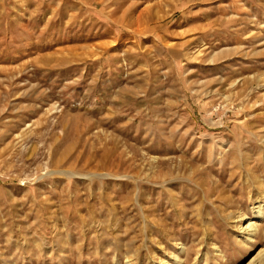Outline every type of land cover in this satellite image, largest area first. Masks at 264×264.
<instances>
[{"label": "rangeland", "instance_id": "rangeland-1", "mask_svg": "<svg viewBox=\"0 0 264 264\" xmlns=\"http://www.w3.org/2000/svg\"><path fill=\"white\" fill-rule=\"evenodd\" d=\"M260 206L264 0H0V264H263Z\"/></svg>", "mask_w": 264, "mask_h": 264}, {"label": "bare ground", "instance_id": "bare-ground-1", "mask_svg": "<svg viewBox=\"0 0 264 264\" xmlns=\"http://www.w3.org/2000/svg\"><path fill=\"white\" fill-rule=\"evenodd\" d=\"M263 217H264V209H262L261 206H260L259 209H258V211H257V213L253 216V219H249L248 220V223L246 224L245 227L242 228V230L243 231L248 230V233L247 234L249 236H252V235L254 236L256 234V232H257L256 222L259 221V220H261ZM243 231H242V233H245ZM251 263H254L253 260H251L249 262V264H251ZM263 264H264V262H263Z\"/></svg>", "mask_w": 264, "mask_h": 264}]
</instances>
